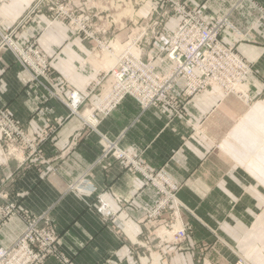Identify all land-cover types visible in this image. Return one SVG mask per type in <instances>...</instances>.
<instances>
[{"label": "crops", "instance_id": "crops-1", "mask_svg": "<svg viewBox=\"0 0 264 264\" xmlns=\"http://www.w3.org/2000/svg\"><path fill=\"white\" fill-rule=\"evenodd\" d=\"M183 2L203 19L229 15L235 31L226 28L222 37L253 66L243 84L246 101L220 98L209 90L191 98L184 116H178L163 106L142 110L125 98L88 126L90 109L101 101L104 88L80 106L79 116L70 115L61 98L73 91L84 94L113 58L94 57V43L42 13L33 15L16 37L20 45L35 39L48 56L46 81H35L8 48L0 49V108L9 111L40 151L11 156L0 145V217L6 208L14 210L0 225V247H9L21 235L25 217L47 215L58 234V256L42 264H138L136 244L154 232L165 214L151 216L159 192L124 159L114 157L117 149L161 172L179 189L177 198L191 215L184 213V218L193 232L172 264H196L192 247L202 242L203 220L211 219L207 213L227 221L220 232L227 236H234L242 221L251 231L264 220V0ZM31 6L32 0H0V39ZM109 144L116 148L109 150ZM79 180L92 190H69ZM98 198L108 204L112 217L96 212ZM232 262L212 259L206 264Z\"/></svg>", "mask_w": 264, "mask_h": 264}, {"label": "built area", "instance_id": "built-area-1", "mask_svg": "<svg viewBox=\"0 0 264 264\" xmlns=\"http://www.w3.org/2000/svg\"><path fill=\"white\" fill-rule=\"evenodd\" d=\"M147 1L162 11L159 22L157 19L150 24L148 23L151 21L143 23L139 19L127 20V24L136 33L128 38L129 46L125 52L121 51L118 55L115 54L117 55L115 57L105 46V54L114 58L115 65L94 80L93 86L89 85L84 94L73 91L65 99L61 98L70 110V115L79 116L80 106L90 95L102 88L108 79L110 83L107 89L103 87L101 101L90 109L89 119L86 121L88 126L100 115L108 114L125 98L134 99L142 110L163 106L178 116H184L186 104L191 98L210 89L219 96L234 95L243 100L247 99L243 84L253 73V66L237 51L236 47L228 45L222 37V32L226 28L235 31L229 23V15L203 19L196 11L187 9L183 0ZM90 2L91 0H82L81 5L78 6L74 1L71 3V0H35L18 25L1 37L0 49L8 48L16 61L32 72L35 81L39 79L46 81L50 71L48 56L38 47L35 39L22 45L18 44L16 37L18 29H21L33 15L50 12L51 22L57 20L66 22L81 33L84 39L94 44L103 47L107 43L116 42L117 37L108 40L105 35H100L105 33L104 29L110 22L102 25L103 30L95 29V32L90 34L92 26ZM115 2L119 7L125 5L122 0H115ZM105 11L106 9H100L93 17L96 18ZM151 16H153L152 13ZM174 18L177 22L165 40L161 37V33ZM150 27L151 31L148 34L145 30L139 32L141 28L149 29ZM154 44L163 46L158 55L150 54ZM147 45H151L149 51H146ZM136 46L141 47L138 51H131ZM161 58L164 59L163 66L167 67L163 73L158 64ZM0 145L11 156L26 150L29 151V157L40 152L37 150L35 141L24 133L22 126L5 108H0ZM107 148L110 150L116 147L109 144ZM114 157L118 160L124 159L130 170L140 172L149 184L159 191L162 202L153 210L151 216H158L165 211L178 190L169 183L167 177L161 172L142 167L141 161L133 160L118 149L114 151ZM69 190L80 192L92 189L87 181L79 180L71 185ZM95 210L104 218L112 217L110 208L103 199H97ZM13 214L12 206L6 208L0 217V225H3ZM178 228L180 229H174L177 233L172 236L176 241H183L186 239L187 227L181 224ZM169 237H171L170 231L165 230L159 240L163 242ZM58 241V234L47 215L41 218L25 217V229L21 235L9 247H0V264H42L58 256ZM153 241L154 232L149 233L144 243L135 246L136 256L141 250H145L142 252V255L146 257L144 264H155L160 261L153 260V255L150 254L152 248L148 244Z\"/></svg>", "mask_w": 264, "mask_h": 264}, {"label": "rangeland", "instance_id": "rangeland-1", "mask_svg": "<svg viewBox=\"0 0 264 264\" xmlns=\"http://www.w3.org/2000/svg\"><path fill=\"white\" fill-rule=\"evenodd\" d=\"M34 1L35 0H32V4H34ZM73 1L78 6H80L82 2V0H71V3H73ZM122 2L125 5L122 4L123 6L119 7L118 4L115 2V0H91L90 16L92 19V26L90 29V34L95 32V29L103 30L102 25H104L107 22H110V24L107 25V28L104 29L105 33H101L100 35H105L108 40L114 39L115 37H117L116 42L113 41L112 43H107L103 45L104 48L99 44H92L91 46L93 47V50H91V53H94V57L107 56L108 58H112L109 55L105 54L106 53L105 46L108 49H110V53L112 54V56H114L115 54L118 55L121 51L125 52V50L129 46L127 43L128 38L133 33H136V31H133L132 27L129 24H127V20L136 21L139 19L143 23L151 21L148 23L150 24L156 19L158 20V22L161 19L162 11L156 9L154 4L151 5L150 2H148L147 0H122ZM100 9H106V11L104 13H101L100 15H97V17L94 18L93 15H96V13L100 11ZM151 13L153 16H151ZM42 14L48 15V19H50V16H51L50 12H44ZM98 18H100V20H98ZM122 26L123 28H121ZM149 29L141 28L139 29V32H142L143 30H145V32L148 34V32L151 31V27ZM173 29H174V26L168 28V26L166 25L161 33V37L166 40L167 34ZM137 46L134 47V50H131V51H138L139 47L141 46L139 47ZM149 46L147 45L146 51L150 50L151 47ZM162 47L163 46L161 44L152 45L153 49L151 50L150 54L155 53V55H158L162 51L163 49ZM117 55H115V57ZM115 63L116 62H114L113 65H111L109 68L114 66ZM163 63H164V59L161 58L158 64L160 65L162 69L161 70L162 73L164 72V70H166L165 67L163 66ZM102 75L103 73L101 75H98L94 80H96ZM94 80L90 83L91 86H93ZM109 83H110V79L106 80L104 82L103 87L105 86L107 89ZM102 88L100 89L102 90ZM230 96H234V95H230ZM219 97L226 98L228 96L224 97L220 95ZM247 99H248V96H247ZM174 187L178 189L177 186H174ZM178 191L179 189L174 193L175 195L174 200L173 201L171 200V202L168 203L166 210L161 212L165 214V217L162 218L158 226L154 229V245L150 251V254L153 255L152 257L153 260L154 259L160 260L159 262L155 264H172L171 260L172 259L174 260V258L177 259L175 255L178 252L177 250H179L180 248L179 246L185 242L187 243L193 232L192 223L188 220V218H184L185 217L184 213L189 216L191 215L187 210L185 211L180 201L178 200L177 198ZM161 198L162 197L160 195L158 202L155 204L154 210L157 208V206L161 204L162 202ZM207 206L208 205H204L203 214L207 213L205 211ZM206 215L207 217H211V219L203 220L202 242H199L195 244L197 246L194 245L192 247V250H193L192 252H194L193 258L196 264H206V262L212 259H215V260L217 259V260H222V261L223 259L233 260L232 264H264V220H261L260 222L256 221L255 225L251 227V231L246 230L247 223L242 221L237 226L238 229H236L235 232H232L235 235L227 236L224 234L220 235L221 229H225L227 221L216 219L217 217L211 213H207ZM181 224H184L187 227L186 239L183 241H179V240L176 241L175 237L172 235L177 233V230L180 229L178 227ZM162 228H164V231H162ZM174 229H177V230H174ZM165 230L170 231L171 237H169V239H164L162 242L159 239L162 238V233L165 232ZM258 231H261V232H258ZM233 240L235 242H233ZM141 243H144V242H141ZM233 244L235 245L238 244V248L235 251L232 248ZM171 247H173L175 251L169 252V250H171L170 249ZM144 251L145 250H141L138 253V256L135 255V258L138 264L145 263L143 261H145L146 257L145 255H142V252ZM173 264H174V261H173Z\"/></svg>", "mask_w": 264, "mask_h": 264}, {"label": "bare ground", "instance_id": "bare-ground-1", "mask_svg": "<svg viewBox=\"0 0 264 264\" xmlns=\"http://www.w3.org/2000/svg\"><path fill=\"white\" fill-rule=\"evenodd\" d=\"M117 57V56H116Z\"/></svg>", "mask_w": 264, "mask_h": 264}]
</instances>
